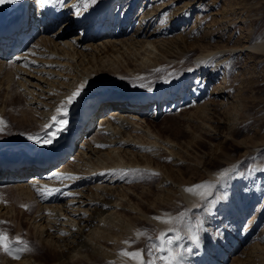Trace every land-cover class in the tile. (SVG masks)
<instances>
[{"label": "bare ground", "instance_id": "1", "mask_svg": "<svg viewBox=\"0 0 264 264\" xmlns=\"http://www.w3.org/2000/svg\"><path fill=\"white\" fill-rule=\"evenodd\" d=\"M157 1L159 0H143V6L139 8L140 0H98L95 5H90L87 11L83 10L82 7L84 0H65V6L56 5L50 15L51 23L40 26L35 20L31 24V30L26 31L27 36H32V39L36 34L42 33L35 41L36 44H32L27 50H24V45L31 40L28 38L13 50L0 51V81H4V87L0 86V95L4 91L3 88L9 92L14 84H17L19 88L21 87L19 93L15 91V95H24L27 92L30 99H34L36 102L32 107L33 114L37 113L36 115L41 118L47 117V119L44 118L45 123L41 124L40 127V130L44 131V125L50 123V118L55 114V109L71 92L84 82H87L86 87L93 85L96 79L102 76L103 71L100 70H104L103 63L109 61V56L113 57L114 60L119 59L123 52L128 49H135L138 53H147L144 61L148 64L151 61L157 62L159 65L164 64L167 67L178 62L182 65L185 55L199 48L191 64L182 69V72L175 73L176 76L174 74L175 77H171V83H164V76L158 84L152 85L155 91L149 103L148 113L153 118L161 112H171L179 104L181 98L182 102L180 103L182 104L185 99L189 98L190 94L194 95L193 103H195L196 99L203 97L208 90L203 92L205 89L203 87L194 92L193 82L201 75L202 78L199 79L206 81V86H209L212 81L210 75L216 76L221 72L220 68L225 67L223 63L233 53L234 49L210 47L208 46L209 38L202 35L199 38L198 35L190 36L196 27L195 22H189L191 12L196 8L195 3H193L194 0H181L182 5L168 19L169 22L164 20L167 18L165 14L169 12V9L167 10L168 5H165L169 0L163 2L160 0L161 4ZM31 2L34 6L31 5ZM73 5L81 8V18L74 17ZM164 5L166 7H163ZM0 7H5L6 15L13 11L11 8H20L22 12L28 8V12L30 9L33 17L37 15L45 19L49 15L46 11L48 6L41 5L38 8L35 0H21L20 3L13 4V6L8 4ZM121 11L122 14L117 16ZM127 15L128 17H126ZM60 16L62 17L54 23V20ZM167 22L168 24L164 25ZM60 25H63L62 31L59 30ZM162 25L164 26L162 27ZM170 28L184 30L183 35L177 36V39L183 44L179 49H176L171 43L173 40L165 36ZM51 32L52 35H50ZM188 38H192V42H187ZM50 42L53 45H50ZM38 44H41L43 48L41 52L37 50ZM20 49L24 51L15 53ZM242 50L263 52L264 37H257L246 44ZM105 52L108 55H105ZM34 53L40 60L38 64L32 60V57L35 56ZM150 54L157 55V60H151ZM214 56L217 57V61L211 71L207 65H200V61H206L209 57ZM128 57L131 59L130 56ZM74 61L76 62L74 63ZM65 67H68L66 71L64 70ZM125 67L131 70L129 66L125 65ZM189 68H192L193 71L190 72ZM205 70L207 73L204 72ZM133 73L135 76L141 75L137 72ZM194 73L197 74L195 79L193 78ZM224 78L223 75L222 79ZM220 88L219 85L213 88L210 95L218 97L216 90H220ZM141 89L137 90L138 93L147 92L145 89ZM83 92L85 93L86 90L84 89ZM129 95L131 94L110 93L101 95L99 98L108 101L104 103L105 108L94 112L96 114L102 113L99 115L97 130L95 134L86 135V137H90V142L81 143L78 149V160L81 166L83 164L84 167L87 166L83 172L79 171V166L75 170L70 165L65 167L60 160H55L54 164H49L54 165L51 167L50 173L45 169L35 173L32 168H26L17 173L12 172L13 174L9 176L7 174L0 176V181L3 183H0V232L6 233L12 241L19 237L32 249V251L25 252L19 259H14L4 252L0 264H49V260H38L40 258L38 256L39 246L45 247L51 256L50 264H103L104 260H117L134 264L131 259L122 257L119 253L121 250L136 251L138 249L135 248L138 246H143V249L148 246L147 243L150 241L144 232V235L137 237V232H142L139 226L140 222L155 226L156 234L152 237L151 242L158 243L156 238L159 233L165 231L169 225L153 219V217L169 213L181 201H184L191 210L198 208L200 198L186 192L185 189L199 183H215L221 172L209 171L208 173L205 172L208 174L207 179L198 178L185 181L183 173L179 169L161 168L160 159L154 156L152 151H159L155 145L166 144L161 143L156 138V135L149 129V122L142 119V113L145 114L142 108L140 106L136 108L128 102ZM161 97L163 99L158 104ZM52 98L55 100L51 102L50 99ZM116 98H119L118 101ZM91 101L92 99L89 100V102ZM77 102L70 110L68 119H72L74 106ZM197 103L195 106L198 109L200 104ZM86 104H82L78 111L82 121L77 120L76 131L77 128H81L78 121L83 122L85 119L83 115L88 110L85 107ZM161 106L165 107V111L162 110ZM104 109H109L107 111L109 113L103 114ZM94 113L92 112L91 115ZM206 115L208 114L206 113ZM234 120L231 118L229 121V129L233 128ZM74 122L70 123V126L68 125V131L64 135L71 132ZM88 122L91 124L93 121L91 122L90 119ZM89 126L86 125L84 131H87ZM134 129L143 131L146 136L151 138L150 142L153 146H146L151 151L143 150L144 148L138 144L139 140L135 139L137 136L132 137L131 132ZM32 144L46 150L56 147L54 144L49 146H40L33 142ZM98 145L106 147H98ZM169 149L172 150V147ZM90 159H95L94 166L88 165ZM125 165L132 168H135L136 165L142 166V168L154 173L160 169L158 175L160 180L155 187L142 181L139 182L140 180L133 184H125V177L123 179L118 177L121 172L120 167ZM211 165L212 163L208 161L204 168L208 169ZM114 166L119 168H112ZM261 169H264V163L255 166V170L260 171ZM97 170L99 171L95 172ZM112 170H116V172L113 173ZM56 172L71 174L79 178L64 181L49 179V176ZM166 178L176 182V185H172ZM27 179L30 181L25 182ZM90 183L93 184L90 186ZM43 185L59 188L61 191L45 197L39 191ZM172 187L174 191L171 190ZM68 192L73 193V195H66ZM2 194L8 195L9 199L5 198V195L2 197ZM250 195L249 203L246 204L245 208L242 207L241 221L244 219L243 215H247L248 211V214H251L250 207L258 199L256 192ZM254 212L250 219L257 217ZM263 215L261 218L264 217ZM2 220L7 221L10 225L2 224ZM187 222L194 223L192 221ZM28 223H30V229L26 231ZM207 226L214 228L210 223ZM61 233H67V235ZM169 235L174 234L169 233ZM206 237L209 238V236L203 235L198 254L193 253L190 256L189 253H185L186 264H248L251 261L260 264V259H264V251L262 254H258L256 244L249 246V255L246 260H242L243 258L238 256V252L240 248L242 251L243 247L238 239L235 240L234 238L232 241L234 243L229 245L223 239L213 242L209 238L210 242H208ZM125 241H130V244H125ZM188 242H190L188 239L180 241L183 245L188 244ZM228 245L230 247H227ZM15 246L22 247L19 244ZM196 248L197 245H193V249ZM157 264H161V262L157 261Z\"/></svg>", "mask_w": 264, "mask_h": 264}, {"label": "rangeland", "instance_id": "2", "mask_svg": "<svg viewBox=\"0 0 264 264\" xmlns=\"http://www.w3.org/2000/svg\"><path fill=\"white\" fill-rule=\"evenodd\" d=\"M163 1L164 0H162V2ZM180 1L181 0H169V2L165 4L166 6L168 5L167 10L169 9V12L166 14L167 18L164 20L168 21V19L174 15L177 8L182 5ZM157 2L161 4L160 0ZM193 3H195L196 8L191 12L189 22H195L196 27L194 31L190 33L191 35H189L191 37L198 35V38L202 35L209 38L208 46L230 47L232 50L234 49V51L226 58L223 63L225 67L222 66L220 68L221 72L216 76L210 75L212 81L209 86H204L205 89L203 92L206 90L208 91L205 92L203 97L196 99V102L200 104L197 103L199 105L198 109L195 106L196 102L193 103L194 95L190 94L189 98L185 99L182 104L180 103L182 102L181 98L178 104L179 106L177 105L171 112H161L157 117L152 118L148 113L149 111H147V113L145 111V114L142 113V119L149 122V129L156 135V138L161 143L168 144L167 147L166 145H155V147L159 148V151H152V154L160 159L161 168L169 167L179 169L183 173L185 181L189 179L196 180L198 178L207 179L208 174L206 173L209 171L218 173L227 170L233 176L235 174L231 172L232 169H237L244 173V175L239 178L231 180L229 184L221 185L218 189H213L214 196L209 197L208 201L205 202L199 200L197 209L191 210V208L186 206L184 201H181L180 204L174 207L169 213L175 216L180 212L186 211V221L195 223L198 219H201L208 221L214 228L226 229L225 236L222 239L229 245H231L230 243H234L232 242L234 238L235 240L238 239L243 247L242 251H240L242 248L239 249V252L237 251L238 256H240L241 259L243 258L242 260H246L249 255V246L252 244L257 245L258 254H262L264 251V222H262L264 217L261 218L264 214V169L260 171L255 170L257 164L261 165V163H264V51L255 52L242 49L246 44L252 42L257 37H264V0H194ZM165 5L163 7H166ZM141 6H143V0H140L139 8ZM122 11L118 13L117 16L121 15ZM126 17H128V15ZM168 22L164 23V25L168 24ZM164 25H162V27ZM53 33L51 32V34H49L52 35ZM41 34V32L36 34L33 39L31 37V40L24 45L25 47L23 49L27 50L32 44H36L35 41ZM183 34L184 30L181 31V28H170L165 36L173 40L171 43H173L176 49H179L183 44L177 39V36ZM205 40H203V42H205ZM187 42H192V38H188ZM204 44L206 45V43ZM50 45H53V43L50 42ZM37 47V50L41 52L43 49L41 44H38ZM23 49L15 51V53ZM198 49H194V51L187 53L185 55L186 59L184 58L185 61H183L184 59L182 60V65L178 62L167 67L164 64L159 65L157 62L151 61L148 64V62L144 61L147 53H138L135 49H128L123 52L124 54L122 53L119 59L114 60L113 57L109 56V61L107 60L103 63L104 70H100L103 71L102 76L96 79L93 84L94 86L90 85L85 88L86 92H82L80 100L74 106L72 119H69V124L75 121L71 132L76 128L77 120L80 119L82 121L81 114H78L80 106L87 103L85 107H88V111H91L99 101V98L95 95L105 91H111V93L117 95L138 93L137 90L141 88L135 87L134 85L141 83L138 77L142 76L145 78L143 81L144 83L156 85L162 77H168L170 73H180L183 71L182 69L187 68L191 64ZM15 53L13 52V54ZM104 54L108 55L106 52ZM36 56L37 55L32 57V60L38 64L40 60H38V56ZM128 56H130L131 59ZM27 57L31 58L30 56ZM149 57L153 61L158 58L157 55L153 54H150ZM75 62L76 61H74V63ZM125 65L129 66L131 70H128ZM67 68L68 67H65L64 70L66 71ZM158 69L160 71H157ZM133 72L140 73L142 76H135ZM204 72L207 73L206 70ZM221 74L224 75L226 78H224L225 80L222 79L223 75ZM175 76L173 75L172 78ZM193 76L195 79L197 74L194 73ZM199 78L201 79L202 76L200 75ZM0 82V86L4 87V81L1 80ZM218 85L221 86L220 90H216L218 97L211 96L210 91ZM19 89L21 90V87L19 88L17 84H14V86L11 87V91L8 92L6 91L7 89L3 88L4 91L2 95H0V120L5 122L4 130L0 133V144H13L26 141L32 143V141L27 139L29 135L43 133L40 127L41 124L43 125L45 123L44 118L47 119V117L41 118L36 115L37 113L33 114L32 107H34L36 103L35 100H31L27 92H25L24 95H15V91L20 92ZM91 99L92 101L89 102ZM54 100V98L50 99L51 102ZM101 101V106L98 104L96 105V111L99 109L102 110L103 107L105 108L104 101ZM143 109H145V107ZM108 110L106 109V111H103L105 112L103 114H106ZM206 113L208 115H206ZM231 118L235 119V124L232 129H229V121ZM99 120V114L93 115L91 117V122H93L91 124L90 122L88 123L87 126H90L87 131H84L86 129V125H84V128L80 131L79 128H77V131L75 130V132H73V135L77 139L71 151L66 153L60 160L63 166L67 167L70 165V167L73 169L75 168V170L80 167L79 171L81 172L86 169L87 166L84 167L83 164L82 167L78 160V149L81 143L89 141L90 133L95 134ZM64 134L65 133H61L60 138L64 136ZM131 134L134 138L136 136L138 137L135 139L141 140L140 142L138 141V144L141 145L142 148L148 149V147H146L147 145L153 146L150 142L151 138L146 136L143 131L134 129ZM86 135L89 136L86 137ZM141 147H139L140 150ZM170 147H172L173 151L175 148V151L173 152L170 150ZM92 160L93 162H91ZM92 160L89 161L88 165H95V159ZM208 161L211 162L212 165L206 169L204 167L205 163ZM137 166L138 165L132 168L129 165H125L120 167V170L144 169L142 166ZM112 168L116 169L119 167L114 166ZM98 171L99 170L95 172ZM147 171L152 172L151 170ZM156 172L159 174L160 169ZM137 175L139 174L130 173L124 176L123 173L120 172L118 177L121 179L125 177V184H133L140 180L139 182L142 181L153 187H155L160 180L159 176L146 177L142 180L136 179L135 177ZM28 181H30V179H27L25 182ZM167 181L174 186L176 185V182H173L171 179ZM0 183L2 182L0 181ZM92 184L93 183H90V186ZM245 187L248 188L247 192L244 191ZM171 190L174 191V188L172 187ZM225 190L230 194L229 201L227 203H220L216 209V215L210 217L208 211L212 209V205L209 201L215 199V195H219L220 192ZM253 192L257 193L258 199L254 205L250 207V212L252 214L255 210L254 213H256L257 217H255V219H250L251 214H248V211L246 213L247 215H243L244 219L241 221L242 209L249 203L250 194ZM4 195L5 198L7 197L9 199L6 194H2V197H4ZM201 204L203 206H199ZM239 214L241 215L238 216ZM258 220L261 221L259 222ZM1 223L8 224L5 220H2ZM29 224L30 223L26 226V231L30 229ZM242 225H244V227L241 231ZM139 226L142 232L146 234L148 240L149 237L152 238L155 236L156 229L152 224L140 222ZM259 236H262L261 239ZM206 240L210 242L208 237H206ZM147 245H149V243H147ZM229 245L227 247H230ZM184 246L186 248H193L190 242H188V244L186 243ZM135 249H143V246H138ZM3 253L4 251L0 249V262ZM35 254L37 253L35 252ZM38 254L40 257L38 260L42 261V259H46L47 261L49 260V264L51 263V256H49L45 247L39 246ZM189 254L190 256L193 255V253ZM260 260V264H264V259ZM113 262L114 264H132L131 262L124 263L117 260H104L103 264H113ZM252 262L253 261L248 264H258Z\"/></svg>", "mask_w": 264, "mask_h": 264}, {"label": "snow or ice", "instance_id": "3", "mask_svg": "<svg viewBox=\"0 0 264 264\" xmlns=\"http://www.w3.org/2000/svg\"><path fill=\"white\" fill-rule=\"evenodd\" d=\"M21 0H0V6L8 4L20 3ZM98 0H84L83 10L87 11L90 5H95ZM38 8L41 5H57L65 6V0H35ZM73 7V15L76 18H81L82 11L80 7L75 5ZM166 15V14H165ZM59 30H63V25L59 26ZM234 58V57H233ZM217 61V57H209L206 61H200L201 66H208V69L211 71L213 66ZM157 71H160L159 69ZM189 71H193L192 68H189ZM174 74H169L168 77L163 78L164 83H171V77ZM141 80V83L134 85L135 87H140L145 89L147 92H154L155 89L150 83H144V77H138ZM206 85V81L200 80L199 78L193 82V91H197L200 88H203ZM87 82L81 83L70 95L66 97L64 101L55 109V114L50 118V123L44 125V131L41 134L29 135L28 140L32 141L35 144L40 146H49L54 144L60 137L61 133L68 131L69 125V112L72 109L73 105L80 98L83 90L86 88ZM5 127V122L0 120V133L3 132ZM98 147H106L98 145ZM146 151H151V149H144ZM113 173L116 170H112ZM124 176L132 174H139L136 179H145L146 177L158 176V173L148 172L145 169H125L120 170ZM231 175L229 171H223L220 173L217 181L215 183H199L185 189L186 192L191 193L195 196H198L202 202L208 201L209 197L214 196L213 189H218L221 185L229 184L233 179L239 178L244 175L243 172L238 171L237 169H232ZM79 177H76L71 174L63 173H52L49 176V179H55L57 181L64 180H75ZM42 196H51L56 192L61 191L59 188H51L48 185H43L39 190ZM245 192L248 191V188L245 187ZM68 196H72L73 193H66ZM230 194L227 190L220 192L219 195H215V199L209 201L212 205V209L208 211V215L214 216L215 210L218 208L220 203H227L229 201ZM199 206H203L202 204ZM26 207V206H25ZM187 212H180L178 215L173 216L171 213H165L163 216H155L153 219H156L162 223L168 224L169 227L165 231H161L159 236L156 238L158 243L151 242V237H149V245L145 249H140L136 251L121 250L119 255L131 259L134 264H157V261L161 264H186L185 253H194L198 254L199 246L201 245L203 235L209 236V238L215 242L218 239H222L225 236L226 229L222 230L220 228H209L207 226L208 221L198 220L195 223H188L186 221ZM244 225L241 226V231L243 230ZM172 233L174 235H169ZM183 233V234H182ZM62 235H67V233H61ZM144 235L143 232L138 231L137 237ZM188 239L191 244L197 245L196 249L191 247H185L181 240ZM125 244H130V241H125ZM22 245V247H16L15 245ZM175 245V246H174ZM0 249H2L6 254L12 256L14 259H19L25 252L32 251L31 247L24 241H21L18 237L15 241L10 240L8 235L4 232H0ZM147 256V259H145ZM114 264V262H113Z\"/></svg>", "mask_w": 264, "mask_h": 264}]
</instances>
